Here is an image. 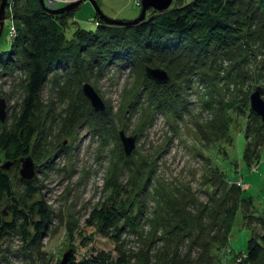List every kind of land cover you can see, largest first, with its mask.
Here are the masks:
<instances>
[{
	"label": "rangeland",
	"instance_id": "1",
	"mask_svg": "<svg viewBox=\"0 0 264 264\" xmlns=\"http://www.w3.org/2000/svg\"><path fill=\"white\" fill-rule=\"evenodd\" d=\"M96 1L109 18L132 20L140 12L134 0ZM8 12L11 8L7 5L0 53L10 48V39L15 35L14 19ZM94 14L95 6L84 1L71 19L81 28L96 30L92 23ZM248 28H243V33L247 34ZM252 29L253 26L249 32ZM253 47L255 57L244 51L233 62L220 58L200 72L186 76L179 65L180 70L172 73L158 63L128 67L119 60L113 62L103 49L95 53L105 60H100L101 65L91 71H83L81 63L69 68L57 65L47 74L36 100L35 118L42 123L44 134L39 149L41 158L33 160V177L40 189L33 199H26L28 205L35 200L45 201L50 215L34 255L23 253V242L14 235L0 240V264H59L65 253L76 261L99 251L115 256V244L95 224L99 214L110 208L123 209L139 218L137 233L121 225L119 245L124 250L141 255L148 249L150 264L159 258L166 263L175 259L178 263L210 264L211 259L205 255L209 251L193 244V240L204 224L223 225L234 201L228 198L216 205L228 187L221 185L220 193L216 187L220 184V169L209 158L212 140L214 147L227 154L218 158V164L228 174L232 172L229 186L235 183L245 197H251V203L238 202L241 212L234 221L228 242L233 252H228V256L246 250L250 233L264 245V143H259L264 140V124L260 118L254 119V113L246 107V100L249 105V96L256 88L264 100V45L254 38ZM180 64L184 67V60ZM146 66L165 70L169 81L176 88H183L182 109L160 108L156 104L145 85L149 80ZM6 72L0 69V100L4 103L0 132L11 128L17 119L26 77L19 69ZM85 83L94 88L105 104L106 119L99 124L83 119L87 111L85 102L90 106L82 93ZM83 98L87 101L83 102ZM92 113L94 117L99 112L92 109ZM212 126L219 127L216 134L211 133ZM121 131L135 138L130 155L124 152ZM7 163L9 167L5 170L15 197L20 198L21 163L16 169L10 160H0V165ZM205 210L206 221L199 220L198 215ZM182 216L184 221L179 222ZM87 220L94 222L89 224ZM216 231L209 232L216 234ZM229 244L216 254L221 253L224 258ZM238 261L233 256L230 264H241ZM258 262L264 264V253ZM129 264L143 262L135 259Z\"/></svg>",
	"mask_w": 264,
	"mask_h": 264
},
{
	"label": "trees",
	"instance_id": "2",
	"mask_svg": "<svg viewBox=\"0 0 264 264\" xmlns=\"http://www.w3.org/2000/svg\"><path fill=\"white\" fill-rule=\"evenodd\" d=\"M65 4H60L58 7ZM134 4L140 7L136 4V0ZM7 5L12 12H8L7 15L11 14L14 19L15 35L10 39V48L0 53V69L2 72L19 69L26 74V77L17 119H14L11 128L0 132V160L2 158L10 160L16 169L20 167L21 159L26 156H30L32 160L41 158L39 149L44 134L42 123L35 118L36 100L47 74L53 72L57 65L62 64L64 68H69L71 65L81 63L83 71H91L92 67L101 65L100 60H105L95 53L103 49L113 62L119 60L118 62L125 63L128 67L137 63L140 65L158 63L171 73L175 69H181L180 71L186 76L200 72L220 58L233 62L244 51L247 56L255 57L254 38L257 43L264 45V19H262L264 0H173L169 9L163 12L148 9L146 18L135 26L105 25L94 14L92 23L96 26V30L81 28L77 21L72 20L74 10L52 14L40 4L39 0H7ZM251 26L253 29L249 32ZM245 27H249L247 34L242 31ZM237 40L243 44L239 45ZM88 57L90 60L87 62ZM181 60H184V67L180 64ZM84 74L85 72L82 75ZM146 84L148 94L156 100L160 108L177 110L184 106L185 96L181 91L183 88H176L172 81L157 85L146 80ZM83 99V102L87 101ZM85 104L87 111L83 119L86 122L99 124L101 120L106 119V111L97 113L93 117L92 108L88 103ZM246 107L253 114L247 100ZM253 117L256 120L260 118L255 113ZM212 127L211 133L216 134L219 127ZM209 142L215 145L213 140ZM259 143H264V140H259ZM213 145L210 147L212 153L209 158L214 167L220 169L218 176L220 184H216V187L219 193L221 185L228 187L216 205L223 204L226 199H234V201L231 209L229 207L230 213L224 219V224L220 227L213 223L204 224L193 244H199L205 248L204 250L209 251V253L205 252V255L208 260L211 259L210 264H230L233 256H236L241 264H259L260 256L264 253V245L251 233L246 250L228 256V252H233L229 243L234 221L239 211L241 212L238 202L251 203V197H245L244 192L235 187V183L229 186L228 180L232 181L229 177H233V174L232 172L228 174L227 170L218 164V158L227 157V154L223 155V151ZM236 173L238 174L237 171L234 174ZM234 178L236 179V176ZM21 183L23 193L20 198H16L11 178L0 165V240L16 235L23 242V253L34 255L33 252L40 246L50 211L43 200H35L30 205L26 203V199H33L40 189L35 177L29 180L21 179ZM210 186L214 187L213 184ZM141 190L143 191L144 188ZM206 212L208 211L205 210L198 215L199 220L204 218L203 221H206L208 214ZM181 220L184 221L183 216L179 222ZM87 222L93 224L94 221L87 220ZM95 224L103 236L115 244V256L99 251L78 261L71 257L69 264H129L135 259L143 264H150L151 255L148 249L140 255L141 252L133 254L119 245L121 225L129 227L134 233L139 230L141 224L137 215L132 216L123 209L110 208V211L99 214ZM222 229L223 233H221ZM210 230L211 232L217 230L216 234H211ZM203 238H209V241ZM226 244H229L231 250L224 251L223 258L220 257L221 253L218 255L216 251L221 249L223 251L227 248ZM214 245L216 247L213 250L211 247ZM169 262L160 261L159 258L153 264H186L178 263L175 259Z\"/></svg>",
	"mask_w": 264,
	"mask_h": 264
},
{
	"label": "water",
	"instance_id": "3",
	"mask_svg": "<svg viewBox=\"0 0 264 264\" xmlns=\"http://www.w3.org/2000/svg\"><path fill=\"white\" fill-rule=\"evenodd\" d=\"M84 1H90L95 6L96 15L105 25H117V26H135L138 25L142 20L146 18V12L148 9H153L158 12H163L171 6L173 0H140V12L132 20H119L107 17L98 7L96 0H71L62 7L56 10H49L50 13H61L64 11H70L77 9L80 4ZM40 4L45 7L44 0H39ZM7 0H2L0 3V35L4 27L5 21V7ZM47 9V8H46ZM145 74L149 80L157 84H165L169 81V75L167 72L161 68H153L150 66L145 67ZM82 93L89 100L90 106L94 111L102 112L105 110V104L101 97L95 92L94 88L89 84L85 83L82 86ZM249 105L253 113L258 115L264 124V100L261 98L260 89L256 88L249 96ZM0 120H4V103L0 100ZM119 137L122 142L124 152L126 155H130L135 147V138L129 137L124 134V132H119ZM5 170L8 169L9 164L1 165ZM20 174L22 179L29 180L34 175V163L30 156H26L21 159V169ZM264 214V209H263ZM264 240V236L262 237ZM71 259L70 253L63 254L59 264H69Z\"/></svg>",
	"mask_w": 264,
	"mask_h": 264
},
{
	"label": "built area",
	"instance_id": "4",
	"mask_svg": "<svg viewBox=\"0 0 264 264\" xmlns=\"http://www.w3.org/2000/svg\"><path fill=\"white\" fill-rule=\"evenodd\" d=\"M67 2H69V1L68 0H46L45 4L47 6H50L51 4L58 6L60 4L67 3ZM136 4L140 5V0H136Z\"/></svg>",
	"mask_w": 264,
	"mask_h": 264
},
{
	"label": "bare ground",
	"instance_id": "5",
	"mask_svg": "<svg viewBox=\"0 0 264 264\" xmlns=\"http://www.w3.org/2000/svg\"><path fill=\"white\" fill-rule=\"evenodd\" d=\"M45 7L47 8V10H56V9L60 8V7H58V6H56V5H53V4H51L50 6H47V5L45 4ZM95 112H97V111H95ZM102 112H103V111H102ZM102 112H99V113H102Z\"/></svg>",
	"mask_w": 264,
	"mask_h": 264
}]
</instances>
